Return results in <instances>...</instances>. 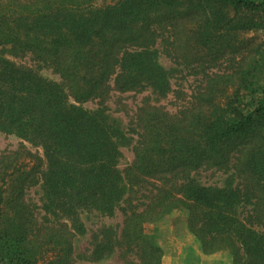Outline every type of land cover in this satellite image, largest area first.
<instances>
[{"label":"trees","instance_id":"obj_1","mask_svg":"<svg viewBox=\"0 0 264 264\" xmlns=\"http://www.w3.org/2000/svg\"><path fill=\"white\" fill-rule=\"evenodd\" d=\"M102 2L0 0V134L43 151L39 166L27 168L16 161L25 153L35 158L29 152L0 156V264H77L74 240L87 232L82 216L112 219L117 212L121 225L96 230L84 260L161 264L163 251L146 226L179 211L205 254L229 249L233 264H264V87L239 83L232 97L215 98L221 80L257 75L258 61L238 58L229 74L195 71L206 85L177 114L139 108L130 130L138 137L133 161L122 171L117 140L123 131L104 106L114 90L170 91L153 58L175 16L213 19L196 33L200 45L213 49L209 44L230 33L264 30V0ZM170 31L163 41L169 57L181 38L175 26ZM220 45L217 53L245 47ZM27 58L32 67L19 64ZM44 69L60 81L44 78ZM89 102L102 107L76 106ZM8 169L9 179L19 180L15 186ZM203 172L224 176L223 185L201 184L196 174ZM41 179L43 220L26 199Z\"/></svg>","mask_w":264,"mask_h":264},{"label":"rangeland","instance_id":"obj_2","mask_svg":"<svg viewBox=\"0 0 264 264\" xmlns=\"http://www.w3.org/2000/svg\"><path fill=\"white\" fill-rule=\"evenodd\" d=\"M93 3L98 6L105 5L102 0H93ZM227 13L228 10H225V14ZM231 14L232 13H230V15ZM230 15L226 16L225 21H227V18H229ZM190 18L192 17H189V15L179 17L175 16V20L171 23L172 27H167L168 32L158 39L157 44L154 46L155 57L153 58V61L163 70V72H165L167 77L166 87H168L170 91L167 94H159L153 91L152 88H146L141 91L122 94L114 90L111 92L106 105H104L109 108L108 114L111 119L114 120L118 127L123 131L121 132V137L117 140L118 148L121 154L117 161V165L118 169L121 171L127 168L133 161V148L138 141V137L134 133L130 132V130L133 129L131 124L132 121L135 120L134 117L138 109L142 106H155L171 114H177L184 110L192 102L194 103V96H196V94L206 85L205 75L203 73L197 74L195 71L205 69L209 72V74L222 73L224 71L229 74L233 71V69L238 68V58L241 59L252 56V61L259 62V72H257V75L250 76L248 81L245 79L221 80L220 84L216 86L220 89L215 98L217 100L225 101L227 98L232 97L233 87L236 88L239 83L241 85L247 83V85L251 87H264V30L261 28L253 29L252 31L240 30L237 32V35L232 37H229L232 34L230 33L226 38H223L220 43L209 44L210 47H214L213 49H207L199 44V41L196 39V33L198 30H208L206 24L209 20L212 21L213 19L207 20L206 18H202L197 21H193ZM141 20V22H143L145 19ZM178 22L179 25H177ZM174 26L179 32L181 38L177 45H175L176 47H173L174 53L171 51V56L169 57L165 54L163 41L170 35V28L174 30ZM212 26L215 27V25ZM223 43H229L235 47L241 45L243 46L245 44V47L239 52H237V49H229L228 51L217 53L221 46L220 44ZM165 45L166 49H171L167 46V44ZM176 56L180 57L175 58ZM231 60H233V62ZM19 64L32 67V62L28 58L20 60ZM243 66L245 67L246 65ZM41 74L44 78L49 80L55 82L60 81L59 78L56 75H53L49 69L41 70ZM235 82L237 84L233 85ZM252 100H254V96H252ZM70 103L74 104L71 100ZM248 103L252 104V101L248 100ZM76 106L90 112H95L102 107L97 102L76 104ZM19 149L23 153L29 152L34 155L35 158H32L30 155H26L25 153L18 161H16L17 163L24 162L23 164L26 165V168L29 164L31 166L34 164L39 166L40 162L37 158L43 156V151L40 147L34 146L31 143L23 141L12 135H7L5 133L0 134V156ZM11 174L12 169H8L7 181H10V185L15 186L19 183V180L9 179ZM224 178L225 177L220 174L213 175L211 172L196 174V179L201 184L207 186H221L223 185L222 182L224 181ZM39 181L40 182L37 185L26 190V199L34 206L37 218L43 220V218L46 217V210L44 208L45 189L43 186V179ZM142 194L143 192L137 194L134 201L135 203L137 198L140 199ZM56 217L59 216H52V221H56ZM52 221L50 224L53 223ZM82 221L86 226L87 232L84 236H78L74 240L75 255L77 257V264H89L84 260V258L91 249L90 244L92 234L103 225L111 227L120 226L122 213L117 212L116 216L112 219L102 218L100 215L93 213L90 215H83ZM169 227H173L175 239L179 242L174 243L176 247L179 248L180 243L185 245V243L189 241H194L197 244L199 251L201 253L203 252L200 244L189 231L187 225V214L185 212L179 211L178 213L166 216L161 222L155 225H147L146 232L151 233L154 230L153 233L156 235L158 242L160 240L170 242L169 236H171V234L168 235L170 232ZM185 233H188L189 236L186 235L185 237ZM192 243L193 242H191V244ZM208 256L209 259L201 261L200 264H233L232 253L229 249H223ZM100 264L118 263L115 258H111Z\"/></svg>","mask_w":264,"mask_h":264},{"label":"crops","instance_id":"obj_3","mask_svg":"<svg viewBox=\"0 0 264 264\" xmlns=\"http://www.w3.org/2000/svg\"><path fill=\"white\" fill-rule=\"evenodd\" d=\"M169 230L170 232L168 235L171 234V236H169L170 242L165 240H160V243L158 242L163 251L162 264H200L201 261L209 259L208 255L199 251L194 241H189L185 243V245L180 243L179 248L176 247L174 243L179 242L175 239L173 227H169ZM186 235L189 236L188 233H185V237ZM191 242L193 243L191 244Z\"/></svg>","mask_w":264,"mask_h":264}]
</instances>
